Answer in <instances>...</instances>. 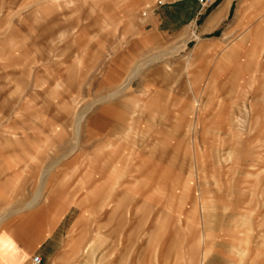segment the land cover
Listing matches in <instances>:
<instances>
[{
    "label": "rangeland",
    "instance_id": "rangeland-1",
    "mask_svg": "<svg viewBox=\"0 0 264 264\" xmlns=\"http://www.w3.org/2000/svg\"><path fill=\"white\" fill-rule=\"evenodd\" d=\"M190 3L0 0V264H264V0Z\"/></svg>",
    "mask_w": 264,
    "mask_h": 264
},
{
    "label": "crops",
    "instance_id": "crops-1",
    "mask_svg": "<svg viewBox=\"0 0 264 264\" xmlns=\"http://www.w3.org/2000/svg\"><path fill=\"white\" fill-rule=\"evenodd\" d=\"M238 0H214L211 3H209L205 7L199 6L197 3L193 1V4L196 6L197 10H199L198 16L196 19L191 23V30H192V36L193 40H198V37L200 40L203 41H212L215 40L217 37L212 36L217 32V30L225 29L229 25L230 16L232 14V11L235 10V5ZM201 16V17H200ZM199 21V22H198ZM195 37V39H194ZM88 199V196H86V200ZM33 203L28 204L27 208L33 207ZM67 209L66 208H59L55 215L52 218L51 224L57 222L65 213ZM87 215H82L77 219L76 223L74 224V227L72 229V239L68 243V246L74 251V252H80L83 246L82 238L85 236V231L82 226L85 225L86 217ZM81 226L82 231L79 232V227ZM79 232V235L77 236L76 232ZM47 233L50 232L49 230L46 231ZM44 232V234H47ZM33 261V260H32ZM3 264H12V260H5L2 259ZM33 263V262H32Z\"/></svg>",
    "mask_w": 264,
    "mask_h": 264
},
{
    "label": "built area",
    "instance_id": "built-area-1",
    "mask_svg": "<svg viewBox=\"0 0 264 264\" xmlns=\"http://www.w3.org/2000/svg\"><path fill=\"white\" fill-rule=\"evenodd\" d=\"M197 3L201 7L207 6L212 0H191ZM42 259L40 257L33 258V264H41Z\"/></svg>",
    "mask_w": 264,
    "mask_h": 264
}]
</instances>
